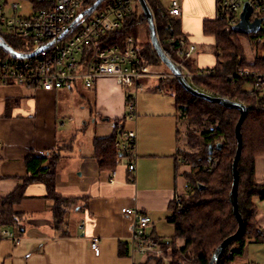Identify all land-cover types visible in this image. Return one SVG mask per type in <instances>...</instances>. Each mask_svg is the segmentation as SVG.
<instances>
[{
	"label": "crops",
	"instance_id": "crops-1",
	"mask_svg": "<svg viewBox=\"0 0 264 264\" xmlns=\"http://www.w3.org/2000/svg\"><path fill=\"white\" fill-rule=\"evenodd\" d=\"M174 1L181 16L172 19L178 21L186 44L195 47L187 67L192 73L210 69L197 62L195 53L202 47L214 48L215 38L204 34V23L216 19L217 0H159L167 14ZM145 84L137 95L135 120L127 117L125 89L112 79H101L92 89L80 85L73 92L0 86V198L16 193L18 224L2 230L22 237L18 244L0 240V264H141L138 255L131 254L133 220L122 209L144 212L151 219L149 235L161 243L170 241L175 233L170 205L185 194L189 183L181 176L186 167L178 168L188 123L174 100L164 95L168 91L157 90L158 81ZM77 98L88 110L80 107L76 116L81 124L70 132L66 126L75 120ZM115 121H121L123 133H136L134 173L128 170V161L109 172L95 159L94 140L111 137ZM30 157L44 159L43 168L51 167L58 201L49 196L42 180L33 179L27 167ZM95 239L99 255L92 249ZM251 246L235 264L256 263Z\"/></svg>",
	"mask_w": 264,
	"mask_h": 264
},
{
	"label": "trees",
	"instance_id": "trees-1",
	"mask_svg": "<svg viewBox=\"0 0 264 264\" xmlns=\"http://www.w3.org/2000/svg\"><path fill=\"white\" fill-rule=\"evenodd\" d=\"M86 1L83 11L93 6L97 0ZM114 1L116 0H106L98 9ZM146 1L153 12L157 35L164 52L170 58L178 59L177 51L180 42L186 41L180 32L178 21L168 16L159 0ZM140 11L142 12L140 15L137 11L130 15L120 31L103 36L102 44L124 47L128 37L134 38L136 42L139 26L143 23L148 25L143 11ZM232 29L225 22L216 19L204 23V34L215 38L213 49L217 68L210 70L211 76L194 80L195 86L200 91L241 103L248 108L246 119L241 127L243 145L238 163L240 176L238 205L244 221V229L238 239L227 247L219 264H235L236 258L244 254L249 243L264 242V232L259 226L257 209L253 204L254 197L264 200V192L256 181L257 159L264 158V101H256L243 94L241 89L232 87L223 77L245 69L243 66L248 65L241 44L231 39L237 34ZM170 38H174V41L171 42ZM250 38L255 42L256 55L254 63L248 66L253 71H264V57L261 55V52H264V33L259 31L257 34L250 35ZM8 44L15 51H23L17 45L9 42ZM233 51L234 53L231 54ZM0 55L4 59L11 58L2 48H0ZM140 55L149 66L160 67L163 64L152 46L145 52H140ZM221 60H224V63ZM219 64H222V67ZM188 65L191 67V60ZM159 85L174 95L180 117L188 123L190 130L186 133L188 145L191 148L201 147L197 152L191 153L184 150L180 153L181 162L178 168L181 166L188 168L181 176L193 186V189L189 194L182 196L181 206L175 203L170 205L169 222L174 226L175 233L170 241L164 244L177 248L179 242L183 243L181 254L186 257L178 255L175 251L177 261L174 264H210L217 248L238 230V221L234 214L230 193L234 182L233 164L238 149L236 126L241 114L237 110H230L189 94L176 78L162 80ZM123 120L126 118L121 121ZM121 121H115V132L111 137L94 140L95 159L103 171H115L123 158L115 148V143L123 137ZM194 125L203 130L192 129ZM210 128H213V131H210ZM210 147L213 148L212 153H210ZM43 162L44 159L30 157L27 160L28 170L33 179L42 180L47 185L49 196L57 199L54 192L53 172L50 166L43 168ZM15 194L0 198L1 230L5 227L18 226L15 219ZM146 257L147 260L141 264H148L151 261L150 257Z\"/></svg>",
	"mask_w": 264,
	"mask_h": 264
},
{
	"label": "built area",
	"instance_id": "built-area-1",
	"mask_svg": "<svg viewBox=\"0 0 264 264\" xmlns=\"http://www.w3.org/2000/svg\"><path fill=\"white\" fill-rule=\"evenodd\" d=\"M86 0H0V41L20 47L21 54L39 53L29 58L11 56L0 60V86L17 85L33 87L47 92H73L80 85L92 89L101 79H112L127 92V113L129 120L137 117V95L146 89V82L162 81L177 77L169 72L155 71L141 57L134 38L128 37L124 47L105 46L102 37L120 31L125 20L135 13L131 0H116L81 19L70 27L83 12ZM253 9L252 19L261 18L260 31L264 33V0H217L216 20L235 27L245 4ZM85 11V10H84ZM258 13V14H257ZM169 16L178 19L181 8L177 1L172 3ZM76 31L74 32V30ZM60 37H62L60 39ZM174 41V38H170ZM194 46L180 42L178 59L172 62L180 70L181 76L195 89L194 80L212 75L211 71L192 73L186 63L192 58ZM169 57V56H168ZM170 58V57H169ZM234 88L256 101H264V71L240 69L234 74L223 76ZM159 92L164 89L157 86ZM203 92V91H201ZM209 95L211 93L205 92ZM213 96V95H212ZM213 131V128H210ZM136 133H123L115 143L117 152L123 157L120 163L128 161V170L136 171ZM2 144L0 141V150ZM115 174L111 182H114ZM193 189L185 186V193ZM174 203L182 204V196L177 195ZM122 214L134 223V233L130 239L131 254L148 256L159 264H172V246L152 239L148 233L150 217L137 209H122ZM0 240L15 244L22 237L17 232L2 230ZM95 239L92 249L99 255ZM181 254V248H178ZM233 252V250H232ZM186 257V255H182Z\"/></svg>",
	"mask_w": 264,
	"mask_h": 264
},
{
	"label": "water",
	"instance_id": "water-1",
	"mask_svg": "<svg viewBox=\"0 0 264 264\" xmlns=\"http://www.w3.org/2000/svg\"><path fill=\"white\" fill-rule=\"evenodd\" d=\"M104 1H106V0H97L93 4V6L86 9L85 11H83L78 16L77 20L73 23V25L70 27V29H72L85 16L93 13ZM137 1L139 2L141 9H142L144 16H145L147 23H148L152 48L155 50L157 56L160 58L162 63L165 64L166 67L170 70V72L173 73L177 77V79H178L179 83L181 84V86L183 87V89L193 96L204 99L205 101H208L210 103L219 104L222 107H225V108L230 109V110H237L241 114L239 122L236 126V136H237V140H238V149H237V154H236L234 164H233L234 182H233L232 191L230 193V200H231V203L233 205L235 217L238 221V230L234 235L227 237L223 241V243L215 251V253L211 259L210 264H219L224 252L227 249V247L238 239V237L240 236V234L242 233V231L244 229V221H243L242 215L239 211V205H238V190H239V182H240L238 163H239V160L241 157L242 145H243L241 127H242L244 120L246 119V116L248 113V108L241 103H236V102H233V101H231L229 99H225V98L215 97V96L209 95L207 93L201 92V91L193 88L188 83V81L181 76L180 70L176 67V65L172 62V60L164 52L162 45H161V42L159 40V37L157 35V28H156V24H155L154 15H153V12H152L151 8L149 7L147 1L146 0H137ZM252 15H253V9L248 3H246L243 10H242L241 15H240L239 23L235 27H233V29H232L233 32L237 33V34H241V35H250V34L259 33L260 26L262 24V19L261 18L252 19ZM61 38L62 37H60V39ZM0 48H2L4 51H6L11 56L19 58V59L29 58V57H32V56L37 55L39 53V51H37L34 54H28V55L21 54V53L15 51L9 44L2 42V41H0ZM219 147H221V145H219ZM212 150H213V148L210 147V153H212Z\"/></svg>",
	"mask_w": 264,
	"mask_h": 264
},
{
	"label": "rangeland",
	"instance_id": "rangeland-1",
	"mask_svg": "<svg viewBox=\"0 0 264 264\" xmlns=\"http://www.w3.org/2000/svg\"><path fill=\"white\" fill-rule=\"evenodd\" d=\"M131 1L133 2L134 7H136L137 14L140 15L142 13L140 10H142V9H141L139 2L137 0H131ZM250 35H253V34H250ZM250 35H241V34L238 35V34H236L235 36L231 37V39L237 40L241 44L243 51H244L245 58H246V62L248 65H252L254 63L255 55H256V50H255L256 45H255V42H253L251 40ZM136 45H137L138 50L141 53L145 52L146 50H148L151 47L150 32H149L148 25L146 23H143L138 28V36H137ZM213 52H214V49H211L210 47H202V48H199L198 51L195 53V58H196L198 63L200 62V64H202V65L205 63L209 64L208 66H210V69H206L209 71L215 70L217 68V60H216L215 56L213 55ZM233 53H234V51L231 54H233ZM261 55H262V57H264V52L263 53L261 52ZM201 56L204 59V61L202 60V63H201V59H202ZM212 61H213V63H212ZM221 62L224 63V60H221ZM248 65H244L243 68L251 69ZM219 66L222 67V64L221 65L219 64ZM153 68L155 71H159V72H163V73H169L170 72V70L166 67L165 64L160 65V67H153ZM124 92L127 93L126 90H124ZM66 94H68L71 97H76L78 95L77 93H66ZM83 94L86 96L87 92H84ZM164 95L166 97H170L175 102V97L172 93L167 92V93H164ZM76 100H77L76 106H78L79 108L77 110H75V112H73L75 120H74V122H68V124L66 126V128H68V130L70 132H76L75 128L79 125V123L81 124V121L78 119L79 115L76 116V114L80 113V111H81L80 107L81 106L86 107V110H88L87 103H85L83 101H79V100H81V98H77ZM194 128H197V130H199V131L203 130L199 126H196V125L192 126V129H194ZM189 131H190L189 128H187V133ZM200 149H201L200 146H195V147L191 148L188 145V139H187L186 150L193 153V152H197ZM257 160L258 161H257V165H256V173H257L256 181H257V183H259L261 185V191L264 192V158H259ZM185 169H188V168H185ZM187 194H189V193H187ZM183 195H186V193ZM183 195H181V196H183ZM253 204L255 205V207L257 209V220H258L259 226L261 228H264V200H261L259 197H254L253 198ZM248 245H252L251 246V255H252V257L253 256L255 257V258L253 257L255 260L253 262H256L255 264H264V242H259V243L252 242V244L250 243ZM182 247H183V243H181V242H179L177 248L172 246V251L170 253L171 258L173 260L172 264L176 263V261H177V259L175 257V251L178 255H180V251L178 250V248H182ZM136 260L138 263H142L143 261L147 260V257L138 255V256H136ZM186 261H189V259H186ZM148 264H156V262H154L151 259V261H149ZM252 264H254V263H252Z\"/></svg>",
	"mask_w": 264,
	"mask_h": 264
}]
</instances>
